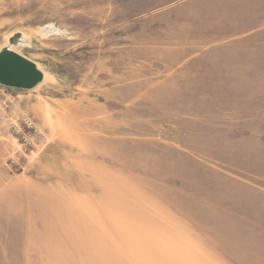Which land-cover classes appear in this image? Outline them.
<instances>
[{"label": "rangeland", "instance_id": "1", "mask_svg": "<svg viewBox=\"0 0 264 264\" xmlns=\"http://www.w3.org/2000/svg\"><path fill=\"white\" fill-rule=\"evenodd\" d=\"M2 50L0 264H264V0H0Z\"/></svg>", "mask_w": 264, "mask_h": 264}, {"label": "crops", "instance_id": "2", "mask_svg": "<svg viewBox=\"0 0 264 264\" xmlns=\"http://www.w3.org/2000/svg\"><path fill=\"white\" fill-rule=\"evenodd\" d=\"M245 36V35H244ZM256 66L259 65V63L262 62H255ZM202 62H195L188 66V68L191 66H201ZM237 67H240V71L245 68L246 64L243 62H238L236 64ZM263 80V79H261ZM253 121H257L261 126L264 125V117L259 116L258 118H255ZM259 174V173H258ZM2 172L0 171V179L2 178ZM253 178L260 179L264 181V174L254 175ZM27 176H18L17 178L13 179L12 183L16 184V187H12L10 189H3L0 188V221L3 220V222H12V225H20V226H27L28 222L27 220L30 217L28 208V196L31 193L32 190V184L31 186H26L28 181ZM257 208L259 212H261L262 215H264V207ZM2 222V221H1ZM2 225V223H0Z\"/></svg>", "mask_w": 264, "mask_h": 264}, {"label": "water", "instance_id": "3", "mask_svg": "<svg viewBox=\"0 0 264 264\" xmlns=\"http://www.w3.org/2000/svg\"><path fill=\"white\" fill-rule=\"evenodd\" d=\"M19 35L10 40L16 43ZM42 80V74L25 57L11 51L0 53V84L21 89H32Z\"/></svg>", "mask_w": 264, "mask_h": 264}, {"label": "bare ground", "instance_id": "4", "mask_svg": "<svg viewBox=\"0 0 264 264\" xmlns=\"http://www.w3.org/2000/svg\"><path fill=\"white\" fill-rule=\"evenodd\" d=\"M46 31H48V32H52V31H54V28H52V27H47L46 29H45ZM17 42H19V40L17 39V41H16V43ZM12 48V47H11ZM11 48H10V50H11ZM10 50H2L1 52H3V51H10ZM0 52V53H1ZM11 52H13V51H11ZM30 61V60H29ZM35 67H36V69L42 74V80H41V82L39 83V84H47L49 81H50V74H49V72L48 71H46L45 69H43L42 68V66L41 65H39V64H36L35 62H33V61H30ZM52 80V79H51ZM38 84V85H39ZM110 127V126H109ZM113 128V127H112ZM93 129V128H92ZM111 129V128H110ZM92 131V130H91ZM108 131H110L109 130V128H108ZM105 180V179H104ZM91 197V196H90Z\"/></svg>", "mask_w": 264, "mask_h": 264}, {"label": "built area", "instance_id": "5", "mask_svg": "<svg viewBox=\"0 0 264 264\" xmlns=\"http://www.w3.org/2000/svg\"><path fill=\"white\" fill-rule=\"evenodd\" d=\"M31 125V124H30Z\"/></svg>", "mask_w": 264, "mask_h": 264}]
</instances>
